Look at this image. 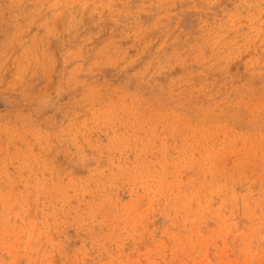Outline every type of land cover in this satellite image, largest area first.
I'll return each instance as SVG.
<instances>
[{"label":"rangeland","instance_id":"374dc122","mask_svg":"<svg viewBox=\"0 0 264 264\" xmlns=\"http://www.w3.org/2000/svg\"><path fill=\"white\" fill-rule=\"evenodd\" d=\"M0 264H264V0H0Z\"/></svg>","mask_w":264,"mask_h":264}]
</instances>
